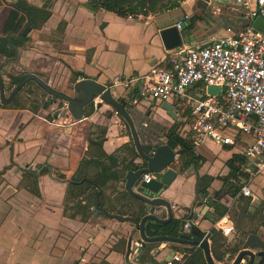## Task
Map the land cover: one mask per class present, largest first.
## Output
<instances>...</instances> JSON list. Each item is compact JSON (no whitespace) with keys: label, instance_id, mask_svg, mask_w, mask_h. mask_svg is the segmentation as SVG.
<instances>
[{"label":"crops","instance_id":"1","mask_svg":"<svg viewBox=\"0 0 264 264\" xmlns=\"http://www.w3.org/2000/svg\"><path fill=\"white\" fill-rule=\"evenodd\" d=\"M26 1L28 5H35L42 11L36 19L37 26L30 33L29 39L19 47L18 66L21 71L35 72L50 84L59 87L70 82L74 77V71L84 74L79 76L77 81L94 78L106 83L115 76L130 77L146 74L152 67L150 62L154 59H157L158 65L171 67L170 58L175 53L180 51L182 53L184 48H194L190 45L198 40L197 24L205 21L204 15L199 14L195 27H189L192 34L187 30L183 32V45L166 49L160 33L163 29L183 21L186 14L193 16L194 7L189 0H184L179 6L171 9L133 18L122 17L106 10L92 12L84 6L88 0ZM231 1L212 0L210 3L227 7ZM0 9L1 13L4 12L3 15L0 13L1 33L2 24L11 8L8 12L5 6ZM235 14H226V21L235 24L238 21ZM248 23L249 20L241 15L239 25L245 27ZM215 29L222 32L210 36H223L234 32L231 26L225 28L221 24H216ZM191 36H194L193 40ZM12 66L9 64L5 69ZM13 75L18 77L20 74L14 71ZM197 86L190 91L196 92ZM115 90L113 91L115 98L127 100L128 107L131 108H126L136 125L134 104L130 99L135 97H132L134 92H125L122 88ZM162 103L145 98L136 108L148 116H151L152 110L157 117L155 119L172 121L173 116L162 107ZM168 103L174 106L176 121L183 119L187 123L185 126L180 125L179 130L186 129L192 121L189 108L178 107L173 101ZM26 107H5L0 103V264H128L126 251L132 225L129 222L111 219L106 215H92L87 221L65 216L63 204L68 184L53 179L48 174L39 175L34 168L38 164H47L57 168L69 178L79 172L76 183L83 186L75 191L84 192L86 190L84 183L87 181L85 178H91L101 170L96 160L99 159L109 165L111 159L117 164V169L127 167L123 177L106 183L105 192L100 198L104 194L106 201H111L112 195L121 196V193L126 191L125 176L129 170L134 169L129 164L144 163L136 150L129 124L113 106L104 101L98 103L95 109L89 110L91 112L89 115H87L89 112L87 114L84 112L83 118L72 124H64L71 120V115L67 113L56 118L51 117L47 109L34 112L28 105ZM53 107L55 106H52V110ZM179 109L182 110V117ZM139 138L142 143L140 134ZM164 138L166 139V136ZM165 143L167 144V141ZM203 144L205 143L194 146L196 153L204 157L200 167L197 170L190 167L183 170L184 172L178 171L176 179L162 195L169 198L174 205V219L186 221L198 215V222L195 225L205 236L212 228L218 229L217 222L221 218L213 222L211 215H207L213 212L207 198L198 201V178L204 175L212 176L210 191L214 187L220 189L226 185L225 178L231 174L227 161L234 154L243 156V145L220 146L227 154L225 158L227 167L225 171L221 170L218 181L215 170L206 166L208 159L199 150ZM142 145L146 152H154L159 146L148 149L144 143ZM178 149H174L177 155ZM245 161L246 163L243 164L235 162L242 172L238 173V177L243 176L246 179L242 183L236 182V186L240 189L245 184H249L252 188V182L257 176L264 175L256 171L253 162L247 159ZM188 169L193 170L191 175H186ZM83 176L87 177L83 178ZM233 178L235 177L231 175L228 180L233 181ZM220 181L221 186H219ZM263 191L253 192L254 197L238 193L236 200L239 202L250 200L251 205L242 219L241 229L236 227L229 214L223 216L229 218L233 224V231L225 235L228 239L226 246H234L237 242L242 244L250 233L264 239V209L261 211L253 208L256 203V193L262 196ZM212 196L215 195L210 193L209 198ZM124 200L133 203L128 199ZM230 200L231 196L227 193L221 196V201L229 207ZM196 202H202V205H196L195 215H190L189 207ZM90 205L88 207L92 210ZM206 205L209 208L202 217L201 213ZM125 210L130 211L131 208L127 207ZM192 228L188 234L190 237ZM139 239L140 234L136 231L133 237L134 248ZM209 242L212 252L211 239ZM193 248V250L201 249ZM171 249L177 252H189L179 264L189 263L191 247L168 242L147 245L142 252L143 258L139 255L131 258V261L133 264H161L162 260L169 258ZM150 253L152 256L149 255ZM212 255L214 257L213 252ZM236 255L231 258V254L227 253L223 261H218L215 257L214 260L219 264H232Z\"/></svg>","mask_w":264,"mask_h":264},{"label":"built area","instance_id":"2","mask_svg":"<svg viewBox=\"0 0 264 264\" xmlns=\"http://www.w3.org/2000/svg\"><path fill=\"white\" fill-rule=\"evenodd\" d=\"M234 1L242 16L249 20L242 29L223 36L213 35L202 45L182 49L183 55L180 51L170 58L171 67L155 64L144 75L115 76L106 84L113 91L122 88L125 92H136L134 105L145 98H154L189 108L192 121L181 130L187 140L194 146L205 140L221 145L242 144L244 158L264 174V31L253 26L257 17L264 18V0ZM190 18L186 14L183 21ZM183 21L177 23L179 28ZM210 85L219 86L220 91L209 94ZM195 86L196 92L190 91ZM100 102L102 98L98 95L94 98L95 106ZM153 177L145 173L143 181L150 182ZM239 194L254 197L249 184L242 185ZM197 222V218H189L182 232L189 234ZM217 225L226 236L233 231L227 217L221 218ZM208 234L205 237L210 241ZM187 255L189 252L176 251L167 264H179Z\"/></svg>","mask_w":264,"mask_h":264},{"label":"water","instance_id":"3","mask_svg":"<svg viewBox=\"0 0 264 264\" xmlns=\"http://www.w3.org/2000/svg\"><path fill=\"white\" fill-rule=\"evenodd\" d=\"M212 0H202L201 3L209 4ZM201 7H203L201 5ZM203 12V9L201 8ZM200 14V13H199ZM198 13H195L189 21L181 22V29L177 25L165 28L161 31L160 35L164 46L166 49H173L183 45V32L188 31L192 34V30L189 29L191 23L196 25L199 17ZM253 26L261 31H264V18L257 17L253 21ZM30 30L28 26L23 35ZM194 36H191V40ZM157 59L150 62V66L155 65ZM144 75V74H143ZM35 80L39 85H41L47 92L54 94L60 98L65 99L68 102L69 110L71 111V120L65 122L64 124H72V122L83 118V108L88 103H90L98 95H101L102 101L113 106L115 110L127 121L130 126L133 141L135 143L136 150L139 157L144 160V163L134 165V169L129 170L125 176V190L133 197L141 200L144 204L142 209L145 214L141 217H134L129 215L121 214H111L105 208H102V212L111 218L118 220L120 222H129L132 225V230L130 232L126 251V261L128 264H133L131 258L136 256H142L143 250L147 245H152L154 243L168 242L175 245L183 244L188 245V247H199L204 251V255L208 264H219L214 260L211 252V244L202 232V230L194 225L192 228V236L184 235L181 236H170V235H153L148 234V226L154 224H166L172 221L174 218V210L172 208V202L169 198L164 197L162 193L166 190L177 177V172L171 168V164L175 160L176 151L170 147L168 144L159 145L154 152L147 153L136 129V125L126 108L127 100L115 98L113 90L110 89L106 83L99 82L94 78H84L76 82L75 86V96H69L65 93L59 92L48 85L44 80L35 74H28L25 78L16 86L13 90L10 99L3 100L5 103H9L15 97V95L20 91L22 86L28 80ZM209 94H217L220 91L219 86L210 85L208 86ZM0 91L4 98V86L0 85ZM162 107L166 108L168 112L177 119V115L174 112V106L168 102H163ZM145 173L155 174L150 182L143 181V175ZM98 202L95 208L99 209L101 205L100 194L97 197ZM196 205H202V202L193 203L190 205V215H195L194 207ZM208 205L205 206L201 216L203 217L206 213ZM139 207H137L138 211ZM99 211V210H98ZM198 218V215H195ZM138 231L140 234V239L137 241L139 245L133 246V237L135 232ZM183 231V229H182ZM155 234L156 230L153 228ZM240 251L237 253L232 264H263L264 262V239L259 235L250 233L247 238L242 242ZM176 250L171 249L169 258L162 260L161 264H167V262L174 256ZM142 254V255H141ZM151 255V253L149 254ZM152 256V255H151ZM230 256V255H229ZM152 264V263H146Z\"/></svg>","mask_w":264,"mask_h":264},{"label":"trees","instance_id":"4","mask_svg":"<svg viewBox=\"0 0 264 264\" xmlns=\"http://www.w3.org/2000/svg\"><path fill=\"white\" fill-rule=\"evenodd\" d=\"M184 0H88L84 3V6L87 7L92 12H98L99 10H106L113 13H116L122 17H128L132 15L133 17L138 15H148L150 13H158L163 10L171 9L177 7L181 4ZM199 18V17H198ZM191 19V18H190ZM195 24L191 23L190 28H194ZM21 40L17 38H3L0 37V53L9 57H13L16 55V50L14 45L21 44ZM76 76L84 75L80 72H75ZM18 81V80H17ZM137 93L134 92L133 96H136ZM89 112L87 115H89ZM178 127L177 122H175L172 126H170L165 136L167 137V144L172 148H179L178 153L180 154V159L182 161L183 169L193 167L197 170L201 163L204 161V157L200 154L196 153L194 145L184 138L178 131H176ZM102 142H100V145ZM145 148V147H144ZM238 161L240 164L246 163L244 156L239 154H234L228 161L227 164L230 167V175L225 178L226 185L229 183L228 178L232 175L235 178H238V173L240 172V167L235 165V162ZM96 163L101 166V170L97 171L93 177L90 179L96 183V185L100 188H105L106 183L110 180H116L123 177L124 171L127 170V167L122 168L121 170L117 169V164L110 159L109 165H106L105 162L100 161L99 159L96 160ZM130 167H134L135 163L131 162ZM129 169V168H128ZM248 175V174H245ZM64 177V176H62ZM87 177V176H83ZM213 178L210 175H204L198 178V186H197V193L199 199L207 198L208 204L210 207L213 208V212L208 213L207 215H211L212 221L215 222L222 218L224 215H230V207L224 204L221 201V196H210L209 186L212 182ZM93 184L89 181L84 183L86 189H94L92 186ZM95 185V184H94ZM70 186V192L73 193L76 189H81L83 185L72 183ZM235 189H231L227 191V194L233 198L238 196L240 191V187L234 186ZM95 190V189H94ZM98 192V191H97ZM97 192L95 190L93 197V204H96V195ZM121 199H128L134 204H136L139 209L136 212H132L131 210H125L127 208L126 205L118 207V205L109 203L108 200L106 201L105 195L103 194L102 200V207L105 208L108 212L114 214H121V215H129L141 218L145 212L142 210L144 208V204L141 200L131 196L129 193L124 191L121 193ZM209 198V199H208ZM64 215H68L65 209ZM182 223L181 220H175L173 223H166V224H154L148 226V234L149 235H158L159 233L170 235V236H181L179 234V225ZM236 227L239 228L240 225L235 223ZM153 228H155L156 232L154 234ZM209 238L212 241V252L214 257L218 261H223L226 257L227 253L231 254V258H233L241 249V242H237L234 246H226L228 239L223 234L220 229L212 228L208 234ZM191 257L188 264H208L205 260L203 251L201 249L191 248ZM243 264V263H242Z\"/></svg>","mask_w":264,"mask_h":264},{"label":"rangeland","instance_id":"5","mask_svg":"<svg viewBox=\"0 0 264 264\" xmlns=\"http://www.w3.org/2000/svg\"><path fill=\"white\" fill-rule=\"evenodd\" d=\"M202 0H189L190 4H193V15L195 13H200L203 14L205 17V21L201 22L197 24V29H196V36H197V41L194 44H191L190 46H194L197 47L199 45H202L204 42H206V40L208 39V37L213 34V33H221L222 30H216V24H221L223 27L227 28V26H231V30L236 32L240 29H242L244 26L239 25L240 22V16L241 14V10L240 7L235 3L234 0L231 1V3L227 6H220V4H203L201 3ZM201 5L203 7H201ZM201 8L203 9V12L201 11ZM230 14V13H236L235 15H237L238 17V21L233 24V23H229L226 21V14ZM191 16V15H190ZM5 61V58L0 56V65ZM15 67H9L7 69H1L2 71V75H6V77L3 76V81L4 84L6 85V87H8L6 89V95H9L12 90L14 89L10 87V85H14L11 84V81L9 79V77L7 76L8 74H11L15 71ZM69 91H72L71 86L68 87ZM114 91H116L114 89ZM19 101L20 103H22V105H30L33 104L35 102H40V104H42L43 101L46 100L47 97L46 94H44V91L38 87L35 83H30L29 85H27L25 88L21 89L19 91ZM56 102L59 104L60 107V100L57 99ZM134 109V110H133ZM133 111L134 114L136 115L137 118V124H136V128L138 133L141 135L142 137V143H144V145L149 149L152 148L154 146L157 145H161L163 143L166 142L165 134L167 129L170 127L168 125H172L173 124V120L170 121V119H167L166 121H163L162 119H155L157 117H155V114H153V111L151 110V108H147L148 110L150 109L151 111V116H148L147 114L145 115L142 111L137 110L136 106H133ZM180 113V116L182 115V110L179 109L178 110ZM182 117V116H181ZM148 124V126H145L143 123ZM179 125L181 126H185L187 123H185L183 121V119H180L178 121ZM179 130V129H178ZM177 130V131H178ZM181 132V131H180ZM245 139H247V137H245ZM205 144H203L201 147H199V150L207 157V163L206 166L207 167H211L212 169L215 170V174H217L218 176V181L221 175L222 171H225L226 167L225 166V158L227 156L226 152L220 147L222 145H219V143H216L212 140H205L204 142ZM234 148V147H232ZM238 150V149H237ZM239 150L241 151V149L239 148ZM174 167H176L177 169H179L180 166V157L179 155L177 156V159L175 161V163L173 164ZM218 170V171H216ZM222 170V171H221ZM193 172L192 169H188V172L186 173V175H191V173ZM233 181L229 180V183L227 185H224L223 187H221L220 189H217V187L213 188V192L209 190V192L212 195H217V196H223L227 193L228 190L231 189H235L234 186H236V182H245L246 179L243 176H240V178H233ZM30 182V181H29ZM27 184H29L28 182H26ZM219 186H221V181L219 182ZM264 175H259L257 176V178L252 182V191L253 192H260L264 190ZM256 203L253 206V208L255 209H260L261 211L264 209V191L262 192V196H260L259 194L256 193ZM89 196V191H85L82 193L81 197H78L76 199H71V202L75 203L81 200H85L87 199ZM120 195H115L113 197L112 195V199H110L111 201L108 202H113V204L118 205V207L124 206L126 205L127 207L131 208V210L136 211L137 210V205L134 203H130L127 200L121 199ZM88 200V199H87ZM230 204V216L233 220L234 223H238L241 227L243 225L242 219L244 218V216L246 215L245 213L248 212V209L251 205L250 200H246L245 202H239L238 200H236L235 198L231 197V200L229 201ZM257 204V205H256ZM71 203H69V206L71 207ZM187 211V210H185ZM256 211V210H255ZM257 213H259V210H257ZM240 227V229H241ZM232 244V243H231Z\"/></svg>","mask_w":264,"mask_h":264},{"label":"flooded vegetation","instance_id":"6","mask_svg":"<svg viewBox=\"0 0 264 264\" xmlns=\"http://www.w3.org/2000/svg\"><path fill=\"white\" fill-rule=\"evenodd\" d=\"M4 6L6 7L7 12H8V10H10V8H11V11L9 12L7 18H5V21L2 24V31L0 33V37H3V38H6V37L7 38H10V37L13 38L14 37V38L20 39L22 43L14 45L13 48H15V50H16V55L13 56V57H9V56H6V55H3V54L0 53V56L5 58V61L0 65V85L4 86V91H5L4 92V98H3L2 93L0 91V103L3 106H5V107L27 108L26 107L27 105H22V103H20L19 95H18L19 92L15 95V97L12 99L11 102L5 103L3 100L10 99L13 90L25 78L26 75L35 74V75L39 76L35 72L21 71V68L18 66V59H20L19 47H22L25 44V42L29 39L30 33L34 30V28H36V26H37V22H36L37 20L36 19L39 18V13L42 11V9H39V7H37L35 5H31V6L28 5V2L26 0H0V7H4ZM0 11H1V9H0ZM3 13L4 12H2L1 15H3ZM1 23L2 22H0V24ZM28 26H30V30L26 33V35H23L24 30ZM9 64H12L13 65L12 67L16 68L15 69L16 74L19 73L20 75L18 77H15V75H13V73L7 75L9 77L10 81H11V84H14V85H10V87L11 88L14 87V89L12 90V92L9 95H6L7 94L6 93V89L8 87H6V85L4 84V81H3V76L6 77V75H2L1 74L2 73L1 69L6 68ZM75 72L76 71L73 72L74 77L70 80V82L68 84H66L65 86H60V87L57 86V85L54 86L53 84H50L47 80H44L41 76H39V77L42 80H44L48 85H50L53 89H55V90H57L59 92L65 93V94H67L69 96L74 97L75 93H76L74 85L76 84V82H78L77 79L79 77V76H76ZM80 76H83V75H80ZM30 83H35L38 87H40L44 91V94H46L47 97H50V99L46 98V100L43 101L42 104H40V102H35L33 104L28 105L29 107H31V109L34 112H37L40 109H47L50 112L49 115L51 117L55 116L56 118H60V115L61 114L64 115V113L65 114L66 113L67 114H71V111L69 110V107H68V102L65 99L60 98V97H58V96H56L54 94H51V93L47 92L35 80H33V79L28 80L22 86L21 89L25 88ZM69 86H71L72 91L68 90ZM57 99L60 100V107H59V104L56 102ZM130 99L132 100V98H130ZM148 99L152 100V101H159V100L154 99V98H148ZM128 105L129 104H127L126 107H128ZM52 106H55V107H53L54 110L51 109ZM135 106H137V105H135ZM96 107L97 106H95V104L93 103V100H92L90 103H88L86 106H84L83 114H84V112L87 114L89 112V110H93ZM130 108L131 107H128V109H130ZM116 112H117V110H116ZM175 114H176V112H175ZM172 118L174 119V123L177 122V124H178V127L176 129V131H177L179 129L180 125H179L178 121H176V118H174V117H172ZM144 125L148 126L147 123H144ZM178 132L181 135L180 130H178ZM166 141H167V137H166ZM90 143H91V141H90ZM147 153H151V152H147ZM178 155L176 153L175 160L171 164V168H173L177 172V175H178V171L179 172H184L183 170H186V169H183V167H182L181 159H180L179 169L177 170V169L174 168L173 164L175 163ZM179 157H180V155H179ZM34 169H36V172L39 175L48 174L51 178L59 180V181L66 182L68 184V190H67L66 198H65L64 204H63L64 205V211L66 209L67 214H68V215H65V216H67L69 218H72V219L79 218V219H81V221H87L89 219V217H91L92 215H94V216L105 215L104 212H102V208L103 207L101 205H100L99 209H97L98 207L95 208L96 205H97V202H98L97 197H98L99 194L101 196V194L103 192H105V188L98 187L96 185V183L93 182L90 178H88V179L85 178V179L93 184L92 186H94L93 188L96 190V192L98 191L97 195H96V204H93V202H92L93 199H94L93 197H95V194H94L95 190L94 189H86L85 190V191H89V196L87 198L88 200L85 199V200H81V201L73 203V202H71V199L74 200V199H76L78 197H81L82 193H83L82 191L81 192L74 191L73 193L70 192V186L69 185L72 184V183H76V179H78L79 172L75 176L69 178L65 174H63L60 170H58L57 168H53V167H51L50 165H47V164H44V165L38 164V165H36V167ZM153 175L155 176V174H153ZM62 176H64V177H62ZM198 201H199V198H198ZM69 203L72 204L71 207L69 206ZM88 205H90V207H92L93 209L92 210L89 209ZM172 208H173V210H175V207H174L173 204H172ZM111 214H114V213H111ZM175 220H181L182 221V223L179 225V231L178 232H179L180 235L184 234L182 232V229H183L185 220L184 219H174L173 218L172 221L169 222V223H173ZM158 235H165V234L159 233ZM184 235H188V234H184ZM138 245H139V243L137 244V246Z\"/></svg>","mask_w":264,"mask_h":264}]
</instances>
